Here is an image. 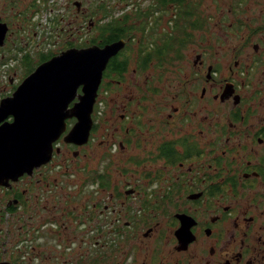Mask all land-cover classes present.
<instances>
[{
  "label": "flooded vegetation",
  "instance_id": "obj_1",
  "mask_svg": "<svg viewBox=\"0 0 264 264\" xmlns=\"http://www.w3.org/2000/svg\"><path fill=\"white\" fill-rule=\"evenodd\" d=\"M112 44L86 133L0 179V264H264V0H0V103Z\"/></svg>",
  "mask_w": 264,
  "mask_h": 264
},
{
  "label": "water",
  "instance_id": "obj_2",
  "mask_svg": "<svg viewBox=\"0 0 264 264\" xmlns=\"http://www.w3.org/2000/svg\"><path fill=\"white\" fill-rule=\"evenodd\" d=\"M117 47L64 51L38 65L12 97L1 101V119L13 121L0 126V174L5 175L0 179H16L30 167L46 163L67 117L77 119L68 141L86 133L102 72ZM79 87L83 96L67 110Z\"/></svg>",
  "mask_w": 264,
  "mask_h": 264
},
{
  "label": "trees",
  "instance_id": "obj_3",
  "mask_svg": "<svg viewBox=\"0 0 264 264\" xmlns=\"http://www.w3.org/2000/svg\"><path fill=\"white\" fill-rule=\"evenodd\" d=\"M31 71V70H30Z\"/></svg>",
  "mask_w": 264,
  "mask_h": 264
}]
</instances>
